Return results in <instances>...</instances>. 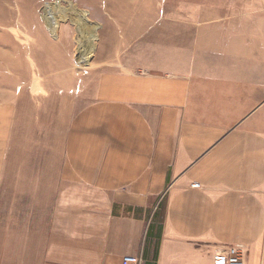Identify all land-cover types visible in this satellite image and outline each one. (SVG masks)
<instances>
[{"label":"crops","instance_id":"0c3cea01","mask_svg":"<svg viewBox=\"0 0 264 264\" xmlns=\"http://www.w3.org/2000/svg\"><path fill=\"white\" fill-rule=\"evenodd\" d=\"M95 7L114 35L59 107L62 159L33 162L55 190L43 237L0 264H215L233 244L264 264V0ZM14 111L0 103V187Z\"/></svg>","mask_w":264,"mask_h":264},{"label":"rangeland","instance_id":"374dc122","mask_svg":"<svg viewBox=\"0 0 264 264\" xmlns=\"http://www.w3.org/2000/svg\"><path fill=\"white\" fill-rule=\"evenodd\" d=\"M101 1L0 0V103L15 108L0 187V257L15 256L34 228L43 237L55 190L47 177L33 179V162L62 159L59 107L91 91L85 81L96 74L103 37L114 35L112 24L100 23L110 12L95 7Z\"/></svg>","mask_w":264,"mask_h":264},{"label":"built area","instance_id":"2783aa9c","mask_svg":"<svg viewBox=\"0 0 264 264\" xmlns=\"http://www.w3.org/2000/svg\"><path fill=\"white\" fill-rule=\"evenodd\" d=\"M198 187V184H193ZM246 249L242 244L227 245L218 248L212 255L215 264H247ZM142 257L140 255H126L122 258L121 264H141Z\"/></svg>","mask_w":264,"mask_h":264},{"label":"bare ground","instance_id":"6f19581e","mask_svg":"<svg viewBox=\"0 0 264 264\" xmlns=\"http://www.w3.org/2000/svg\"><path fill=\"white\" fill-rule=\"evenodd\" d=\"M46 19L49 21V24H50V21H51V24H54V23H52V18L50 17L48 12H47Z\"/></svg>","mask_w":264,"mask_h":264}]
</instances>
